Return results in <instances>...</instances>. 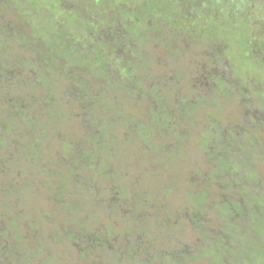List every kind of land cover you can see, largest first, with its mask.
<instances>
[{"label":"rangeland","instance_id":"obj_1","mask_svg":"<svg viewBox=\"0 0 264 264\" xmlns=\"http://www.w3.org/2000/svg\"><path fill=\"white\" fill-rule=\"evenodd\" d=\"M0 27V258L264 264V0H0Z\"/></svg>","mask_w":264,"mask_h":264},{"label":"trees","instance_id":"obj_2","mask_svg":"<svg viewBox=\"0 0 264 264\" xmlns=\"http://www.w3.org/2000/svg\"><path fill=\"white\" fill-rule=\"evenodd\" d=\"M3 29H1V27H0V38H2V36L5 34V33H3ZM5 32V31H4ZM6 35H8V34H6ZM9 36V35H8ZM14 35H12V37H11V39H13L14 37H13ZM8 40H7V38H4V39H2V40H0V42L2 43V42H7ZM53 47V46H52ZM75 48V47H74ZM1 52H2V50H1V47H0V55H1ZM123 70L124 71H127V73H128V75L130 74V72H131V70L129 69V68H127V67H124L123 68ZM130 78L132 79V81L134 80L133 79V77L130 75ZM130 79V80H131ZM50 80H52V79H47L46 81H47V84H49V81ZM50 86V85H49ZM120 87V90H126L127 88L126 87H124V88H122L121 86H119ZM49 90H51V92H52V89H51V86L49 87ZM52 95V94H51ZM51 95H49V96H47L49 99V103H48V105H47V107H49V104L52 102L51 100H52V96ZM201 99V98H200ZM1 102V101H0ZM107 103H110L109 102V99H107ZM204 103H206V102H204ZM94 104H95V102H94ZM1 105V104H0ZM17 108V107H16ZM151 110L150 111H148L149 112V115L147 114V112L145 111V109H143V111L142 112H137L136 110H135V112L137 113V115L140 117V118H142V117H144L145 115H148V117H147V119H150V117H151V115H154V119H155V114H156V119H157V121L164 127V129L165 130H173V133L172 134H175L176 136L177 135H179V136H183V133L185 132V129L184 128H182V127H180V125H179V122H172L171 121V116H169V114H167V112L165 111V108L164 107H160V106H158V105H155V106H151V107H149ZM148 108V109H149ZM18 113V116H19V111L17 112ZM14 116H13V123L14 124H17V122H15V120L17 119V116H15L16 115V113H12ZM107 114L108 115H111V117L113 118V116L115 115V111H112V107H110V106H107ZM29 118H33L32 117V115H30L29 116ZM41 119V118H40ZM146 118H144V120H145ZM155 119V120H156ZM25 120L27 121V117H25ZM110 121V120H109ZM144 121H142V127H146V125L143 123ZM169 122L170 123H172V125L171 124H169ZM159 124V125H160ZM100 125H102L101 123H100ZM174 125V126H173ZM18 126V125H17ZM107 126H111V124H109V125H107ZM111 127H113L114 128V126H111ZM7 128V134L10 132V130L13 128V127H6ZM97 129L98 130H100L99 129V126L97 127ZM98 136V135H97ZM99 138H102V134H100V136H98ZM162 137H163V134H162ZM164 138V137H163ZM0 139H1V136H0ZM5 139H7L8 140V137L7 138H5ZM113 139H117V137L116 136H114L111 140H113ZM1 143H2V145H4V143H3V141H6V140H2L1 139ZM97 141H98V143H97ZM96 142V143H95ZM92 143H95V144H91V148H92V150L93 151H95V152H97V150H104L103 148L104 147H106V143H104V142H102V141H100V139L98 140V138H96V139H93V142ZM164 145V144H163ZM106 149V148H105ZM165 149H167V146L165 147ZM23 150H25L24 148H23ZM101 151V152H102ZM166 151V150H165ZM99 154H101V153H99ZM227 157V156H226ZM226 157H224V159H217L218 161H216L215 160V162H216V164L217 165H221L222 164V162H224L227 158ZM237 157V156H236ZM236 157H234V159H236ZM33 160V159H32ZM219 160H221V161H219ZM33 161H35V160H33ZM233 164H236L237 165V163L236 162H234ZM48 167V166H47ZM46 167V168H47ZM56 166H54V168H55ZM54 170V171H53ZM53 170H51L49 167L46 169V174L48 175V176H54V177H56V176H58V173L57 172H55V169H53ZM57 170V169H56ZM8 171L9 172H11V169H8ZM249 171V170H248ZM251 172V171H250ZM57 173V174H56ZM252 173V172H251ZM9 192L10 193H6L7 194V196H11V194L13 193V191L10 189L9 190ZM51 194V193H50ZM52 196V195H51ZM56 194H55V196L54 197H51V200H53L54 199V201L57 199L56 198ZM195 196V195H194ZM57 202H58V199H57ZM3 201H2V203H0V208H3ZM234 205H235V203H233V202H224L223 204H222V207H223V210H222V212L224 211V213H227V215H229L230 213L232 214V212L234 211ZM5 208V207H4ZM11 245H9V244H5V245H3V248H2V251H1V258H0V260H1V262H4L3 264H12L11 263V259H14V258H16V260L18 259V258H20V259H23V257L21 256L20 257V255H18V254H22L21 252H18V251H16V249H14V247L12 248V247H10ZM34 254V252H32V253H30V255H33ZM16 255V256H15ZM44 261V260H43ZM45 262V261H44Z\"/></svg>","mask_w":264,"mask_h":264},{"label":"flooded vegetation","instance_id":"obj_3","mask_svg":"<svg viewBox=\"0 0 264 264\" xmlns=\"http://www.w3.org/2000/svg\"><path fill=\"white\" fill-rule=\"evenodd\" d=\"M29 252V255H30V253H32L33 251H28ZM35 254V253H34ZM18 255H20V257L22 256L23 257V259H27L28 257H24V255H22V254H18ZM20 258H18L17 260H19ZM21 260V259H20ZM22 261V260H21ZM46 261V260H45ZM153 263V262H152ZM15 264H16V262H15Z\"/></svg>","mask_w":264,"mask_h":264}]
</instances>
